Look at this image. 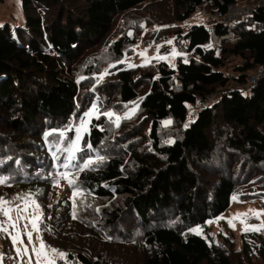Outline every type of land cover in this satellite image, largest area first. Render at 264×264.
Returning <instances> with one entry per match:
<instances>
[{
    "label": "trees",
    "instance_id": "trees-1",
    "mask_svg": "<svg viewBox=\"0 0 264 264\" xmlns=\"http://www.w3.org/2000/svg\"><path fill=\"white\" fill-rule=\"evenodd\" d=\"M142 1L20 0L21 24H0V177H9L4 199L14 200L13 192H19L18 197L36 199L53 183L50 153L59 157L54 161L60 166L73 138L71 132L61 138L59 131L71 127L74 117L95 96L102 98L104 109L107 90L111 89L120 103L137 101L148 124L150 148L133 153L127 148L128 139L138 134L137 128L120 133L109 119H92L81 136L75 159L68 160L67 172L76 183L70 186L64 179L70 192L76 188L80 191V203L73 206L77 223L87 222L80 218L87 210L106 217H101L102 225L89 222L95 230L114 227L124 216L128 220L133 217L136 225L144 228L143 245L153 250L143 264H232L215 245L191 229L204 227L207 220L227 209L238 175L264 165V77L241 90L225 87L228 77L220 70L225 58L238 56L241 63L235 68L233 80L240 87L256 65L264 64V2L244 22L229 28L217 26L216 33H229L232 40L225 38L215 47L205 46L208 35L201 23H190L184 32V26L175 25L166 35L183 33L189 59L174 66L153 59L117 70L97 85L91 86V72L79 81L73 79L72 65L81 50L107 31L116 14ZM171 2L174 20L183 22L200 6L225 12L235 0ZM257 22L259 28L254 27ZM127 41L122 32L108 44L113 60L127 53ZM141 84L147 89L139 95ZM220 87H224L223 92L196 112L178 139L160 143L161 121L183 123L188 104ZM212 130L220 133L214 141ZM98 156H103V161L97 160ZM89 158L97 161L89 169L79 171L74 167ZM202 172L210 178L205 179ZM120 196L122 207L118 211L92 210L97 201ZM87 231L92 234L91 229ZM68 234L62 233L58 239L71 246V241L79 237L70 241ZM263 242L252 232L243 235L241 254L252 251L261 260L256 264H264ZM72 249L74 253L67 252L71 264H113L92 260Z\"/></svg>",
    "mask_w": 264,
    "mask_h": 264
},
{
    "label": "rangeland",
    "instance_id": "rangeland-1",
    "mask_svg": "<svg viewBox=\"0 0 264 264\" xmlns=\"http://www.w3.org/2000/svg\"><path fill=\"white\" fill-rule=\"evenodd\" d=\"M257 2H264V0H235L234 4L238 7H249ZM211 13L212 8L209 9L205 5L200 6L187 20L178 22L174 20V10L171 0H144L126 12L116 14L112 18V22L109 23L107 31L95 43L81 50L75 64L72 65L73 79H78L79 81L86 73L91 72L90 79L92 80L91 86H93L95 84L97 85L99 81H105V79L111 76V73L117 70L130 67L134 68L138 65L151 63L154 61L153 59H163L169 66H173L172 55L161 51V47L169 41V37L172 35L170 33L166 35V32L171 30L175 25L187 26L190 23L203 24L210 18ZM4 22L21 24L20 0H3L0 2V24ZM122 32L128 38L127 45L130 44L127 47L129 49L119 59L113 60L108 51V44ZM231 37L228 36L226 39L231 41ZM240 63L241 59L238 56L232 55L225 58L220 68L223 74L228 77L225 87L246 90V84L239 87L240 84L233 80V77L236 75L235 68ZM222 88L224 87H220L203 98H197L194 103L188 104L187 115L183 123L176 124L169 119L161 121L158 132L160 143L166 144L178 139L183 129L193 120L196 112L203 108V106L211 104L217 98L220 91H222ZM146 89V84H141L137 92L141 95ZM82 90L83 88L81 87L80 95ZM106 95L108 99L107 104L104 105V109L100 105L102 98L95 96L90 103L84 106L81 113L74 117L71 127L59 132H71L73 135L72 141H74L77 135L76 129L82 121H87V123L85 130L80 132V136L84 132H87L93 118L102 116L106 120L109 119L113 122V126L120 128V133L134 127L137 128L138 134L128 139L130 146L127 148L133 153L147 151L150 148L147 140L148 124L145 123V119L138 109L137 101L133 100L128 103H120L116 93L111 89L107 90ZM94 106L96 111L93 112L92 116H85V113L90 112ZM108 112H111L113 115L111 117L105 115ZM215 123L218 124L219 120H216ZM222 129L223 132L220 131L221 140H223L226 134V125ZM227 130L231 131V128H227ZM220 133L218 130H212L210 136L213 137V141L216 135H220ZM124 144L122 145L124 146ZM75 152L70 153L66 150L64 160L60 166H56L55 164L54 152L50 153L53 164L51 178L54 181L48 187H45L41 194L34 199L40 205V212L42 213L41 221L39 222V235L41 237L43 236V241L49 248L57 249L60 247V251L66 253H74L72 248L75 247L76 251L83 252L92 260L97 258V260L113 264H143L144 259L153 250L143 245L142 233L144 228H139L133 217L128 220L124 216L123 219H119L118 224L114 227H109V229L104 227L99 230L90 227V224L98 222L102 225L103 219H101V213L100 215L98 213L94 215L90 210H87L83 215L85 218L80 217L85 219L87 224L82 222L77 223L79 220L76 218V215L75 218L73 217V206L78 202L80 203L79 195L73 197V192H70L65 187L64 179H61L58 174L70 169H66L62 165L64 163L69 164L67 157L74 155ZM202 174L200 175L204 176L205 179L210 178L205 172H202ZM57 180H59L58 186L56 184ZM234 184L227 209L215 218L207 220L204 223V227L194 228H201L202 232L197 235L205 239L208 244L215 245L232 264H256L261 260L257 258L254 252L249 251L246 256L241 254L242 238L243 235L252 232L253 234L261 236L264 240V228H261L259 231H245V224L241 223V219L245 220L250 228L251 226H258L264 222V215L257 218L252 213H249L250 209L264 213V165L255 167L252 170L250 169L246 173H241L235 179ZM5 186V184H0V197L2 198L8 195V191L3 190ZM18 195H20L19 192H13L11 194L14 200L10 201L9 207H14L15 205L23 207V200L15 199ZM234 197L237 199H234ZM122 199L123 197L120 196L112 198L111 200H99L92 210H97L98 208L112 211L115 208L118 211L122 207ZM31 212L32 208L30 207L27 214L29 220L31 219ZM237 213H249V215L247 217H241L240 219H233ZM11 215L15 217L16 213L12 212ZM102 218L106 219L105 216ZM5 219L0 214V221H4ZM171 219L169 220L171 221ZM125 220H128V222H125ZM229 220H233L235 227L229 225ZM167 221H163V223ZM26 223H28V230H31V224L28 220H21L19 222L23 244L18 243L14 246L11 237L4 232H0V254L3 255L2 264L8 258L14 261V264H27L29 256L32 258V264H35L36 257L31 252V248L33 244L38 248L40 241L36 238L37 233L33 232L32 242L29 243L27 236L23 235L24 225ZM87 229L89 231L91 229L90 232L92 234ZM9 232L15 235V232L11 228H9ZM67 232L71 238L70 241L79 237L71 241V246L67 244L68 242L63 243L58 239V236ZM93 233L97 235H93ZM25 246L29 249L28 256H18L16 248L19 247L23 250Z\"/></svg>",
    "mask_w": 264,
    "mask_h": 264
},
{
    "label": "snow or ice",
    "instance_id": "snow-or-ice-1",
    "mask_svg": "<svg viewBox=\"0 0 264 264\" xmlns=\"http://www.w3.org/2000/svg\"><path fill=\"white\" fill-rule=\"evenodd\" d=\"M131 34V33H130ZM143 55V53H142ZM96 111L95 106L93 107V109L90 112L85 113V116L90 117L92 116L93 112ZM105 115L111 117L113 114L111 112L105 113ZM87 121H82L80 126L76 129V137L75 140L72 141L70 148L68 149V151L70 153H74L75 151L79 150L78 149V145H79V141L81 139L80 136V132L85 130V125H86ZM70 130V129H69ZM53 133H48L46 135H52ZM59 135L61 137L65 136V132H60ZM89 147H91V145H89ZM53 156L55 159H59L58 156H56L55 153H53ZM67 159L69 161L74 160L75 156L74 155H69L67 157ZM104 157L103 156H98L97 160L99 161H103ZM96 160H93L91 158L85 160L82 164L80 165H75L74 167H77L79 171H83L86 169H89L94 163H96ZM62 167L64 168H69V164L68 163H64L62 165ZM59 177L61 179H66L68 181V184L70 186L74 185L76 183L75 179L70 178L69 177V172L65 171L62 173L58 174ZM9 180V177L4 176V177H0V184H6L7 181ZM57 186L59 185V180L56 181ZM80 194V191L78 188L74 189L73 191V197L77 196ZM15 199H19V200H23V207H21L20 205H15L14 207H9L8 205L11 203L10 201L0 197V214H2L6 219L4 221H0V232H4L7 235H9L11 237L12 243L15 246L16 244H23V239L21 236V232L19 229V222L21 220H28V222L31 224V230H28V223H26L24 225V232L23 235L27 236V239L29 241V243L32 242V236H33V232L37 233V240L40 241V246L37 248L34 244L31 248V252L35 255L36 257V261L35 264H55V258L59 257L60 259H67V253L57 250L55 248H49L43 241V238L39 235V222L41 221V217H42V213L40 212V205L36 203V201L34 199H28L26 197H16ZM234 199H237L236 197H234ZM75 204V201H74ZM32 208V212H31V219L29 220L28 217V210L29 208ZM12 212L16 213V216L13 217L11 215ZM249 213H252L253 215H255L257 218L261 215H264V213L261 212H257L255 210H249ZM249 213H237L235 217H233V219H240L241 217H247L249 215ZM73 217L75 218V211L73 212ZM211 223V222H209ZM229 225L232 227H235L233 220H229L228 221ZM241 223L245 224V231H259L261 230V228H264V222H262L260 225L258 226H251V228L246 224L245 220L241 219ZM9 228H11L14 232L15 235L12 234V232H9ZM192 232L196 233V234H200L202 232L201 228H193L191 229ZM16 252L18 256H28L29 253V249L27 246H25L23 248V250H21V248L17 247L16 248ZM3 261V255L0 254V264H2ZM27 264H32V258L31 256L28 257V262Z\"/></svg>",
    "mask_w": 264,
    "mask_h": 264
},
{
    "label": "built area",
    "instance_id": "built-area-1",
    "mask_svg": "<svg viewBox=\"0 0 264 264\" xmlns=\"http://www.w3.org/2000/svg\"><path fill=\"white\" fill-rule=\"evenodd\" d=\"M263 2H257L249 7H238L235 4L230 5L225 12L218 10H213L210 14V18L207 19L202 25L207 31V47H215L220 44V42L231 36L229 33L221 34L216 33L215 28L217 26L221 28H229L236 22H244L247 16L254 10L258 5ZM261 24L259 22L255 23L254 27L259 28ZM188 26H184V31H187ZM172 34L169 37V41L164 46V52L172 55L173 66L179 61H185L189 59V52L186 51L187 40L183 37V33ZM264 77V64L256 65L246 76V85H253L261 78ZM40 229V228H39ZM3 264H14L11 259H6ZM55 264H71V259H60L55 258Z\"/></svg>",
    "mask_w": 264,
    "mask_h": 264
}]
</instances>
